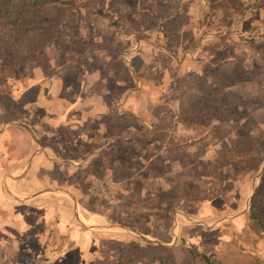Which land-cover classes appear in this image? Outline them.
Returning a JSON list of instances; mask_svg holds the SVG:
<instances>
[{
    "label": "rangeland",
    "instance_id": "1",
    "mask_svg": "<svg viewBox=\"0 0 264 264\" xmlns=\"http://www.w3.org/2000/svg\"><path fill=\"white\" fill-rule=\"evenodd\" d=\"M79 5L41 56L7 75L6 87L0 80L7 98H0V169L17 149L12 136L27 135L9 124H34L40 141L62 153L52 167H60L55 184L65 187L67 204L78 202L91 217L86 226L103 216L112 228L103 234L125 242L104 240L99 255L85 256L72 244L57 255L67 245L63 213L35 211L25 249L5 246L3 256L19 264H205L206 254L213 264H264V0ZM184 58L189 73H181ZM156 59L151 70L169 77L151 72ZM84 81L128 109L99 117L104 135L97 141L120 139L108 147L98 142L101 151L86 162L72 160L85 153L75 143L84 129L43 119L44 106L60 111L62 102L75 103ZM73 116L81 118L80 111ZM43 228L56 229L44 254L33 238Z\"/></svg>",
    "mask_w": 264,
    "mask_h": 264
},
{
    "label": "crops",
    "instance_id": "2",
    "mask_svg": "<svg viewBox=\"0 0 264 264\" xmlns=\"http://www.w3.org/2000/svg\"><path fill=\"white\" fill-rule=\"evenodd\" d=\"M130 53H132V51ZM118 58L119 62L124 66L126 63H128L125 59V56H121ZM188 60V58L181 59L180 63L178 64L181 67L187 69V65H190ZM160 62L161 61L159 59L152 61L151 64H149L150 70L154 69V67L158 68ZM133 66L134 70L138 71L134 64ZM183 68L181 69V73H189L191 72L190 69L192 67L189 66L187 72H185ZM151 72H160L161 75L163 74L164 78L169 77L167 70L164 71L156 69L155 71L151 70ZM179 74L180 73L178 72L177 75ZM48 76H51V74H48ZM128 77L131 79V73L128 74ZM120 80L125 81L122 83V85L126 83V77H123ZM97 89L98 87H95L94 84L93 88H91L88 85L87 81H84L82 88L79 89V94L74 98V101L76 100L75 103L70 102L69 104L66 100H64L68 104L62 102L60 106L62 109L60 111H58V108H56L55 106H49L48 108H46V106L43 107V119L47 121L48 124H51V122L56 123L55 121H58L60 125H66L67 123L69 125L71 122H73L76 129H84V133L82 135H77L75 143L76 145H81L83 148L78 150H82L85 153L84 155H79L77 157L73 156L72 160L86 162L87 160L94 159L101 151V145L97 147V144L100 143L108 147V145L113 143L115 140L120 139H115L111 136L107 137V140L103 137V142L100 140L97 141L99 134L101 135L103 133L104 135V132L100 133V123L103 122L100 120L102 118L99 119L100 116L110 115L108 117L110 118L112 117L113 113H116L118 111L119 113L128 112L127 108L123 109L124 105L121 106L119 105V102H116L117 98H113V100L110 101L109 99H107L106 94L94 92V90ZM83 91L87 92L83 94ZM42 97L45 99L50 97V95H48L47 93V90L42 93L41 98ZM103 102H105V104ZM76 109L80 111L81 118H76L75 116H73ZM129 110L131 111V109ZM50 113L58 115L59 118L53 119ZM16 124L18 128H21L19 126L27 128V135L25 136V138L24 136L21 137V140H19L17 136H12L11 139L13 141V144L17 145V149L15 151L12 150V161L10 162V164H5L6 166H3V169H0L1 253L5 246H11L13 251H23V249H25L23 245H25V243L27 242L26 240L28 239L26 238L25 233L31 232L32 228L37 225V223L33 221V219H36L34 217L35 211H41V213H44L45 215L47 210V213H50V210H54L55 212L59 211L58 216L59 214L63 213L62 219L65 221L63 225H65V227H67L68 229V231L66 232L67 238L65 241L67 245L63 244L61 248L59 247V250L55 251L57 255L58 253L64 254L67 253V251L72 250V244L80 246V252L85 256L90 254L99 255L104 240L124 243L125 241L121 236L114 235L113 237H110L103 234L102 230L112 229L110 227L103 226L104 221L100 219V217L103 216L98 215L100 217H96L95 222L93 221L91 224L86 226V218L91 217H85L83 213L77 210L76 204L78 205V202L74 204L75 201L72 200L73 206H69L67 204L68 200H66L67 198L65 197V195L67 194L65 187H62L60 185L57 186L55 184L57 182L56 179L59 178L58 174L60 173V167H52V164L58 163L52 158L56 157L57 159H60L62 153L59 150H55L53 149V147H50L51 145L45 144L43 143V141H40L43 135L39 134L37 126H35L34 124H29L30 127L23 123L17 122H13L9 125ZM94 125L95 129L93 131H90L89 128H93ZM69 127L71 126L69 125ZM49 129L50 128L47 127L45 131H49ZM4 133L5 132H1L0 135H3ZM88 138L89 140H87ZM126 139L127 137L123 138V140ZM84 141H86V143ZM88 144H91L96 148L91 147L90 152L86 153L87 150H85V148ZM26 148L27 150H25ZM76 190H79V188H76ZM73 191L74 190H72V192ZM43 219H46V216H44L42 219H39L40 221L38 222V224H44ZM90 220L91 219H89V222ZM55 231L56 229L54 230V232H52L50 230L47 231V229L43 228L41 231H39V233H34L33 238H35V241H37L38 239L43 243V245L40 247L41 250H43L42 254L48 252L45 247L48 245L49 241H51L50 236L52 237L53 234H55ZM23 240H25V242ZM70 245H72V247H70ZM32 246L34 247L36 245L33 244ZM33 249L35 250L36 248ZM82 255L80 254V256ZM4 256L2 253V258H0L2 262L5 260L8 264H19L18 259L15 258L14 260L13 257H11L10 260H7V255L4 254ZM2 262L0 263L2 264Z\"/></svg>",
    "mask_w": 264,
    "mask_h": 264
},
{
    "label": "trees",
    "instance_id": "3",
    "mask_svg": "<svg viewBox=\"0 0 264 264\" xmlns=\"http://www.w3.org/2000/svg\"><path fill=\"white\" fill-rule=\"evenodd\" d=\"M79 1L0 0V80H6L4 87L7 75L43 54L57 37L66 12L79 7ZM0 98L7 99L3 93ZM202 257L205 264H213L208 255Z\"/></svg>",
    "mask_w": 264,
    "mask_h": 264
}]
</instances>
